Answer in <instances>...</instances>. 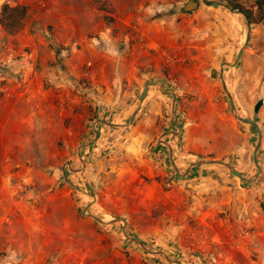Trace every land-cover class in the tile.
Wrapping results in <instances>:
<instances>
[{
  "label": "rangeland",
  "instance_id": "obj_1",
  "mask_svg": "<svg viewBox=\"0 0 264 264\" xmlns=\"http://www.w3.org/2000/svg\"><path fill=\"white\" fill-rule=\"evenodd\" d=\"M62 1L57 8L67 18L58 24L35 19L36 14L40 16L37 0H0V77L6 73L18 76L10 69L24 61L29 64V80L23 82L19 76L16 81L0 79V87L12 86L23 93L11 103V117L16 121L11 129L17 128L18 133L6 136L17 147L2 152L5 163L0 165V172L7 174V190L0 184V264H176L162 254L149 252H162L179 264H264V6L257 10L262 0H206L230 2L253 12L247 46L238 63L224 66L222 72L236 114L256 123L262 134L256 153L261 173L245 182L213 164L192 169L197 170L195 178L189 179L191 171L180 175L160 142L166 151L164 165L158 167L163 173H157V168L153 172L144 151L140 162L147 163V170L153 172L145 176L135 167L139 161L132 158L129 149L114 141L115 135L105 139L100 152L89 150L97 139L84 147V165L78 158V148L95 138L94 122L123 121L119 115L134 100L130 95L133 86L117 78L111 63L126 46L132 49L133 41L114 42V53L103 50L105 55L114 56L104 67L99 86L82 75L93 68L90 39L105 26L116 36L121 22L111 14L126 10L147 20L173 16V31L189 34L188 39L178 41L184 43L182 49L144 48L150 58H156L147 71H154L155 62H159V69H155L159 77L179 80L184 74L180 81L189 87L180 97V106L175 105L179 128L183 125L190 138L187 147L186 134L176 140L174 150L171 147L178 171L184 173L191 162L207 159L222 161L245 178L254 176L256 128L232 115L218 76L220 64H233L245 42L247 26L242 16L207 7L201 0L190 13L178 12L186 0H158L154 7L147 6L146 0ZM4 4L26 9L13 30L6 14L2 15ZM140 5L143 8L138 9ZM212 12L226 15L232 33L237 31L230 39L229 55L216 53L218 49L210 46V40L199 53L194 47L197 40L190 37L198 23L213 26L209 22L217 17ZM129 25L130 33L138 27L136 21ZM34 34V42H28ZM59 37L67 44L55 43L53 39ZM95 47L101 49L97 44ZM164 48L169 55H164ZM75 65L78 75H71ZM143 71L135 75L140 78ZM52 76L57 83L52 82ZM105 127L111 128L96 124V128ZM62 168L70 182L93 194L95 200L71 188ZM215 177L229 183H219ZM84 209L104 221L124 219L127 235L143 243L148 252L123 235V222L102 225L83 215Z\"/></svg>",
  "mask_w": 264,
  "mask_h": 264
},
{
  "label": "crops",
  "instance_id": "obj_2",
  "mask_svg": "<svg viewBox=\"0 0 264 264\" xmlns=\"http://www.w3.org/2000/svg\"><path fill=\"white\" fill-rule=\"evenodd\" d=\"M150 5V7H154L155 4H157L158 0H146ZM145 1V2H146ZM144 2V3H145ZM187 2V0H186ZM185 2V3H186ZM62 0H50L48 4V8L40 12L39 14L35 15V19H40L41 21H56L55 23H62L67 18L62 11H60L59 8H57L60 4H62ZM184 3V5H185ZM183 5V6H184ZM199 7V6H198ZM143 8V6H139L138 9ZM148 8V7H147ZM146 8V9H147ZM147 11V10H145ZM152 11V10H151ZM203 11V10H202ZM124 10L123 14H119L117 12L116 14H111L113 17L117 15V19L121 22V24L118 26V34L114 36L113 30L111 27H104V29L99 30L96 32L95 37L90 39L91 43H89V49L92 50L91 52L93 55H90L89 57L91 60H93V68L89 72H85L84 77L91 79L92 84L95 86H99V83L103 82V70L106 66L107 62L112 60L113 56L110 57L109 54L105 55V51L107 50L108 53L113 52V46L114 42L118 40H123L124 42H127L128 40L133 41V44H131L132 49H130V46H126L124 50L119 54L118 57L115 58V62H111L115 70L117 72V78L122 81H127L128 85L133 86V90L130 93V95L134 98V100L131 101L130 105H126L125 108L122 111V115H119V118H122L123 121L117 122L112 121V124H126L135 108V97L136 95L141 91L142 85L145 82H152L158 79L165 80V85L162 88L164 91H170L174 93L177 100V106H180V97L182 94H185L187 89V84L181 83V78L184 74H181L179 76V80H169L166 78V76H158V73H156V68L159 69L160 64L159 62H155L154 71H147L146 68L150 67L151 63L150 61L156 58H150L149 53L144 48H155L159 46L163 47H175L176 49H182L183 44L181 45L178 43L179 40L182 39H188L189 34L185 35L182 31H173L174 25L176 24L174 17H158V18H152L148 19L145 16H141L139 14H136L135 12H128ZM208 13V11H205ZM212 16L216 15V19L209 22L210 24H213V26H205L198 23V26L196 27L193 32L190 33V37L196 39V46H194L199 53L204 51L205 48V41L210 40L209 44L210 46L215 47L218 49L216 53L222 54V55H229V50L231 49L232 43H230V39H234L236 36L237 31L235 30V35L232 33L230 22L226 15L221 14L218 15L214 12L210 13ZM93 15V14H91ZM40 18H39V17ZM115 18V17H114ZM116 19V20H117ZM38 21V20H36ZM136 21L138 24V27H133L135 30L132 31V33L129 32L130 29V23ZM60 23V24H61ZM103 24V23H102ZM59 26V25H58ZM128 29V30H127ZM47 34V32H46ZM41 37V35H40ZM145 39V43H140L142 40ZM34 39H36V34L32 38H28L27 41L30 43L34 42ZM63 39V40H62ZM55 43H63L66 45L65 42L66 39L63 37L54 38L53 39ZM26 41V39H25ZM99 43V44H98ZM101 46L95 47V45ZM125 45V44H124ZM157 45V46H156ZM164 55L168 54V49L164 48L163 50ZM114 53V52H113ZM82 63V61H80ZM36 63V60H35ZM68 66H70L69 62H67ZM88 63V62H87ZM81 65V64H80ZM52 68V67H51ZM72 72L68 69L67 71L72 74L78 75V72L76 71L78 68L77 65L74 66V68H71ZM76 69V70H75ZM145 69V72L143 71L141 73L140 78H138L135 74L136 72H139L140 70ZM11 71H17L18 76L21 77V81H27L28 78V72H29V64L24 61L22 64L15 65L10 69ZM47 71H50V68L47 69ZM79 71V70H78ZM66 72V73H68ZM8 75H1L0 79L4 80L7 79V81H16L18 76H11L9 73H6ZM88 75V76H87ZM70 76V74L68 75ZM156 76V77H155ZM10 77V79H9ZM60 79V77H59ZM117 79V81H119ZM53 83H57L58 79H56L55 76H52L51 78ZM136 84L138 85H134ZM1 83V82H0ZM120 83V81H119ZM15 84V83H14ZM16 85V84H15ZM4 86V85H3ZM193 86V85H192ZM2 92L4 93V96L2 95L0 97V165L4 164V155H2V152L8 151H15L17 147L16 142H12L10 140V136L6 137L7 135L11 134H17L18 129L13 128L16 125V121L13 120L11 117L13 112V107L11 106V103L13 101H16L19 99V96L23 95V93H17V91L14 89V87L10 86L7 87H0ZM193 90L196 89L194 88ZM192 90V91H193ZM171 98L169 96L162 95L156 88H149L147 96L141 103L140 107L138 108L137 114L132 122L131 125L124 127V128H110V130L105 128H97L98 130V136L96 143L89 148L92 151H102L101 147H104L105 139L108 138L109 135H115V140L122 145L125 149H129V153L132 155V158L137 159L139 162L135 164V167L138 166L140 168V173H142L145 176H152L154 171L158 170L159 166H163V157L162 155L166 153L162 145H158V138L162 136V134L166 131L175 130V124L174 121H172V116L170 113V103ZM181 119V118H180ZM185 119V118H184ZM182 125V124H181ZM21 126V125H20ZM180 133L177 136H173L172 138H169L170 136L165 135L162 137V140L168 143L174 150V144L178 138L185 137V134L187 136L186 142L184 144L185 147H187L190 143V138L184 129V126H180ZM22 128V126H21ZM119 138V139H118ZM157 141V142H156ZM115 142V143H118ZM156 142V145L152 147V144ZM183 146V148H184ZM192 147H195L192 144ZM167 150V149H166ZM146 153L148 155V158L150 159V163L152 164L154 170L153 172H149L147 170L148 164H143L140 162L142 159L143 153ZM168 152V151H167ZM187 157L189 156L188 153ZM192 157H196L197 154L191 155ZM10 159H8V164L10 163ZM146 168V169H145ZM157 168V170H155ZM150 169V167H149ZM163 173V170H158L157 173ZM197 173L196 171L191 170V178H195ZM7 174H2L0 172V184L2 187H6L7 190ZM221 180L225 181V180ZM226 182V181H225ZM226 183H229L228 181ZM218 184V183H217ZM219 188L220 185H217ZM222 189V188H221Z\"/></svg>",
  "mask_w": 264,
  "mask_h": 264
},
{
  "label": "water",
  "instance_id": "obj_3",
  "mask_svg": "<svg viewBox=\"0 0 264 264\" xmlns=\"http://www.w3.org/2000/svg\"><path fill=\"white\" fill-rule=\"evenodd\" d=\"M201 3L207 7L211 6L213 8H223L225 10H227L228 12L232 13V14H236V15H239V16H242L243 17V14L240 12V11H232L227 5L225 4H222V3H219V2H210V3H207L206 0H201ZM199 6V0H187V2L185 3L184 6L178 8V12H181V13H190L192 10H194V8H198ZM245 21H246V26H247V34H246V39H245V42L242 46V48L239 49L238 53H237V56H236V59L234 61L233 64H228V63H222L220 64V70H219V73H218V76L220 78V81H221V84H222V87H223V90L224 92L226 93V95L228 96L229 100H230V109L232 111V115L237 119L239 120L240 122H243V123H246V124H249L251 126H254L256 128V131H257V135H258V140H257V143H256V146L254 148V151H253V155H252V159H253V162H254V165L257 169V172L254 174V176H252L251 178H245L244 175L235 170L233 167L229 166L228 164L222 162V161H218V160H207V159H201V160H196L194 162H191L188 166V168L186 169V171L184 173H180L178 171V169L176 168L175 164H174V159H173V150L171 148V146L162 141L161 139H158V142H160L161 144H163L165 146V148L167 149L168 151V158H169V161H170V164L172 166V168L174 169L175 172H177L178 174L180 175H187L192 169H194L196 166H199V165H202V164H213V165H220V166H223L224 168H226L230 174H232L233 176L237 177L241 182H245V181H252V180H255L259 174L261 173V169L257 163V160H256V153L260 147V143H261V139H262V134L260 133L259 129H258V126L256 123L254 122H251L249 120H245L241 117H239L237 114H236V109H235V106H234V103L232 101V98L231 96L229 95L227 89H226V86H225V82H224V79H223V67L224 66H227V67H234L242 53H243V50L245 49V47L247 46V43L249 41V38H250V28H251V25L249 23V19L248 18H245ZM165 85V80L163 79H158V80H155V81H152V82H145L143 83L142 85V89L141 91L136 95V105H135V108L133 110V113L129 119V121L126 123V124H112L110 122H107V121H104V120H98L96 122H94L93 124V130H94V140H90L88 142H85L83 143L79 148H78V158L79 160L82 162V164L84 165V161L81 157V150L84 148V147H87V146H91L95 140L97 139V136H98V130L96 128V124L97 123H102L106 126H109L111 128H124V127H127L129 125L132 124L136 114H137V111H138V108L140 107L141 103L143 102V100L145 99V97L147 96V93H148V90L149 88H156L162 95L164 96H169L171 98V103H170V113H171V116L173 117V120H174V123H175V131H166L162 134V136L164 135H174V136H177L179 133H180V128H179V125H178V117L175 113V105H176V96L174 95V93L170 92V91H164L162 88L164 87ZM68 166V169L71 170L70 168V164H67ZM62 171H63V176H64V180L65 182L71 187L73 188L75 191H77L78 193L80 194H83L85 196H88V197H91L93 200H95V196L93 194H89L87 192H85L84 190H82L80 187H78L77 185H75L74 183L70 182L67 178H66V175L64 173V169L62 168ZM75 171H79V170H75ZM215 179L221 183V180L219 177H215ZM83 215H86L90 218H92L94 221L98 222L99 224H102V225H108V224H111L113 221H118L120 220L121 222L124 223V226L122 228V233L124 236H126L128 239L132 240L133 242L137 243L142 249H144L145 251L146 248L144 247V244L139 242L138 240H136L135 238H132L130 236L127 235L126 233V229H125V220L124 219H115V220H112V221H104V220H101L91 214H87L86 213V209L83 210ZM148 252V251H147ZM149 253H159V254H162L164 256V258L166 260H169V261H172V262H175L176 264H179L177 261L175 260H171L169 258L166 257L165 254H163L162 252H149Z\"/></svg>",
  "mask_w": 264,
  "mask_h": 264
},
{
  "label": "trees",
  "instance_id": "obj_4",
  "mask_svg": "<svg viewBox=\"0 0 264 264\" xmlns=\"http://www.w3.org/2000/svg\"><path fill=\"white\" fill-rule=\"evenodd\" d=\"M227 4L232 11H240L245 18H248L251 21L253 20V12L251 10H246L241 6L232 4L230 2H228ZM258 4V8H261L262 6H264V0H262V2ZM25 14V7H10L8 4H4L2 6V15H5L6 19L10 22L9 27L12 30L18 27L20 20L23 19Z\"/></svg>",
  "mask_w": 264,
  "mask_h": 264
},
{
  "label": "built area",
  "instance_id": "obj_5",
  "mask_svg": "<svg viewBox=\"0 0 264 264\" xmlns=\"http://www.w3.org/2000/svg\"><path fill=\"white\" fill-rule=\"evenodd\" d=\"M49 2L50 0H37L36 5L38 8H40V12H43L48 8ZM86 65L89 67L91 66V63L88 62Z\"/></svg>",
  "mask_w": 264,
  "mask_h": 264
},
{
  "label": "flooded vegetation",
  "instance_id": "obj_6",
  "mask_svg": "<svg viewBox=\"0 0 264 264\" xmlns=\"http://www.w3.org/2000/svg\"><path fill=\"white\" fill-rule=\"evenodd\" d=\"M207 3H209V2H207ZM220 3V2H219ZM233 4V3H232ZM226 5V4H225ZM237 5V4H236ZM227 6L229 7V5L227 4ZM230 8V7H229ZM259 8L257 7V10H258ZM252 11V10H251ZM243 18L245 19V17L243 16ZM250 21L251 20H249V23H250ZM246 22V21H245ZM251 25V24H250Z\"/></svg>",
  "mask_w": 264,
  "mask_h": 264
}]
</instances>
